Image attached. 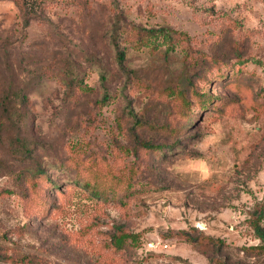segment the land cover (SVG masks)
Wrapping results in <instances>:
<instances>
[{
	"label": "rangeland",
	"instance_id": "374dc122",
	"mask_svg": "<svg viewBox=\"0 0 264 264\" xmlns=\"http://www.w3.org/2000/svg\"><path fill=\"white\" fill-rule=\"evenodd\" d=\"M21 1L26 14L0 0V264H264L251 224L264 208V0ZM113 17L128 31L122 67ZM136 26L187 37L138 50ZM35 166L59 185L44 187L59 209L38 217L23 197ZM94 171L126 189L98 199L70 182ZM116 226L131 234L119 251Z\"/></svg>",
	"mask_w": 264,
	"mask_h": 264
},
{
	"label": "trees",
	"instance_id": "16d2710c",
	"mask_svg": "<svg viewBox=\"0 0 264 264\" xmlns=\"http://www.w3.org/2000/svg\"><path fill=\"white\" fill-rule=\"evenodd\" d=\"M16 4L19 6L20 10L23 11V13L26 14L27 9L26 5L22 3L21 0H14ZM26 19V24L28 25L30 19L32 16H24ZM121 17H113V21L111 23V26L108 30V37H109V43L115 48V60L116 62L122 67L124 65V62L126 60V48H123L120 45L121 38L124 33L128 32L127 28L125 27L126 24L121 23ZM135 34H133V37L136 39L133 47L135 49H141L142 47H159L161 44L167 43L169 47H173V44H170L171 42L169 40H173V33L181 38H185L186 33L179 32L172 30L169 27H161L159 29L156 28H143V27H135ZM129 33H131L129 31ZM169 49V50H171ZM102 64H100L101 66ZM101 74V86L105 92V97L108 96V87H107V75H106V69L105 68H98ZM76 86L83 87L84 82L81 81L76 76ZM14 98L11 100H25L26 96L23 93H15L13 94ZM3 102L0 101V107H2ZM189 119H192V116L188 117ZM163 133L167 136H171L172 139L178 140V137L181 135L180 129H173L166 126L165 130H163ZM18 143L20 144L21 150H27L28 145L27 143L23 142L21 138L18 137ZM139 144L147 149L152 150L154 152L164 151L165 148H172L173 146L167 145V144H155L154 139L152 138H144L141 139ZM75 165V164H74ZM65 166H60L57 168L59 169H65ZM30 183L27 191L24 193L23 197L25 201H27L26 208L31 210V213H33L34 216L38 217V213H42L43 208L47 207L45 205L50 204V207L54 206L59 209V206H56V203L54 201V197H52L51 203H48V195L49 192L44 191L45 184L48 183L49 187H54L55 189L59 188V185L56 184L55 181H53L52 177L48 175L47 169H42L41 166H35L31 168L30 170ZM70 182L79 184L82 186V188L90 195L98 199H107V195L109 192L115 193L126 189L124 187V180L118 178L117 176H110L107 174H103L101 176H96V171L92 172L91 175H82V174H75L73 177H70ZM56 184V185H55ZM29 203V204H28ZM47 215V214H46ZM45 215V216H46ZM262 220H264V208H257L255 210V213L251 215V224L252 227L255 230L256 236L261 240V244L259 245L260 248L264 247V225L262 224ZM116 232L112 234L110 244L116 249V250H123L125 248V243L127 239L130 237L131 234L127 231L123 230L121 227L116 226L115 227ZM183 237L189 242L198 243L204 238H208L210 240H213L210 236H206L205 234H202L199 232L198 234L192 235L188 231L183 230L180 232Z\"/></svg>",
	"mask_w": 264,
	"mask_h": 264
}]
</instances>
